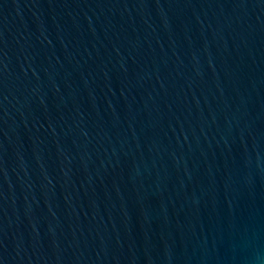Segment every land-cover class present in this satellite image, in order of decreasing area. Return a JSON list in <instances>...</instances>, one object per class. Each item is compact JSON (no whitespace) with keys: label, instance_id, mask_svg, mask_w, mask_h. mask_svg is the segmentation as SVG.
I'll use <instances>...</instances> for the list:
<instances>
[{"label":"water","instance_id":"1","mask_svg":"<svg viewBox=\"0 0 264 264\" xmlns=\"http://www.w3.org/2000/svg\"><path fill=\"white\" fill-rule=\"evenodd\" d=\"M0 264H264V0H0Z\"/></svg>","mask_w":264,"mask_h":264}]
</instances>
